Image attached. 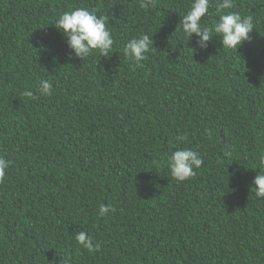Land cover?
Returning a JSON list of instances; mask_svg holds the SVG:
<instances>
[{
  "label": "trees",
  "instance_id": "16d2710c",
  "mask_svg": "<svg viewBox=\"0 0 264 264\" xmlns=\"http://www.w3.org/2000/svg\"><path fill=\"white\" fill-rule=\"evenodd\" d=\"M191 2L0 0V156L12 161L0 264H264V199L251 191L264 155V0L227 10L255 25L237 51L216 34L205 50L188 40ZM217 3L202 24L224 14ZM78 7L107 18L109 57L69 58L53 24ZM145 33L156 49L135 66L122 49ZM185 147L203 163L178 183L164 158ZM80 231L101 250L78 245Z\"/></svg>",
  "mask_w": 264,
  "mask_h": 264
},
{
  "label": "clouds",
  "instance_id": "9594fccd",
  "mask_svg": "<svg viewBox=\"0 0 264 264\" xmlns=\"http://www.w3.org/2000/svg\"><path fill=\"white\" fill-rule=\"evenodd\" d=\"M210 3L211 0H192L188 12L179 23L184 35L188 40H191L195 34L197 37L196 47L205 50L216 34L220 37L224 48L237 51L245 41L250 40L249 34L255 27L253 17H242L238 11H227L235 7L234 0H218L216 7L218 11L224 10V14H220L211 26H207L202 24L201 20L209 13ZM138 4L141 9L147 11L156 6V0H138ZM53 25L66 38L69 58L75 57L84 60L94 50L98 51L101 57H109L113 53L114 38L107 27V18L98 15L95 11H89L84 7L65 11ZM152 37L145 33L129 40L122 49L123 55L133 65L140 66L141 62L147 58L146 54L156 49L153 46ZM39 92L43 96H51L53 94L52 82L42 77ZM22 95L30 97L33 94L31 91H25ZM206 138L211 140V132L206 133ZM186 141V134L177 137V143ZM164 159L171 177L178 183L194 177L196 175L194 169L200 168L203 163L198 152L186 147L177 148ZM159 163V161H154L157 166ZM11 164L12 161L0 156V183H3L6 170ZM259 166V173L253 179L251 191L257 198L264 199V155L259 156ZM109 211V206L101 204L98 215L103 217ZM74 239L78 245L89 252L101 250L102 242L94 241V238L84 231L77 232Z\"/></svg>",
  "mask_w": 264,
  "mask_h": 264
}]
</instances>
